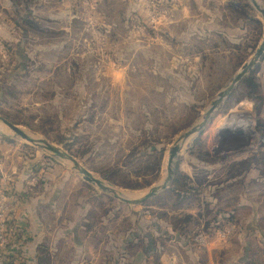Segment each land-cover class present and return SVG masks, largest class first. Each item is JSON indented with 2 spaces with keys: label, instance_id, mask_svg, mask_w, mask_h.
<instances>
[{
  "label": "rangeland",
  "instance_id": "rangeland-1",
  "mask_svg": "<svg viewBox=\"0 0 264 264\" xmlns=\"http://www.w3.org/2000/svg\"><path fill=\"white\" fill-rule=\"evenodd\" d=\"M258 12L250 0H0V92L9 82L19 90L10 91L9 102L0 99V117L10 114L38 142L64 149L129 198H142L166 177L177 137L202 120L260 46ZM263 82L264 53L209 125L184 142L175 172L189 177L198 200L177 211L176 197L166 196L175 173L165 190L129 205L0 122V201L13 207L0 235L8 245L22 239L7 223L23 205L8 201L11 190L45 205L37 216L45 264H264ZM248 107L250 139L217 145L220 120ZM58 133L63 143L53 140ZM149 151L159 158L151 173L139 164ZM110 168L141 186L129 188L100 171ZM185 213L194 222L180 231L170 217ZM34 229L29 220L24 232L36 239ZM128 237L133 246L125 245ZM8 245L0 247L6 257Z\"/></svg>",
  "mask_w": 264,
  "mask_h": 264
},
{
  "label": "water",
  "instance_id": "water-1",
  "mask_svg": "<svg viewBox=\"0 0 264 264\" xmlns=\"http://www.w3.org/2000/svg\"><path fill=\"white\" fill-rule=\"evenodd\" d=\"M256 9L264 16V9L258 5L256 0H250ZM264 53V38L257 48L253 57L241 67L240 71L230 79L228 84L224 87V89L219 92L216 99H214L210 107L206 110L202 120L194 125L191 128H188L184 133L179 135L177 139L172 144L168 159H167V166H166V177L158 183L156 186L152 187L149 192L142 198L133 199L129 198L126 194H124L120 188L115 186L114 184L110 183L109 181L97 177L92 174L88 169L82 166L76 158L70 155L62 148L54 147L51 144H44L38 142L29 132L19 128L15 124L8 122L3 117H0V122L5 124L7 128L14 133V136L20 137L22 139L27 140L28 142L34 144L38 148L43 150L49 151L53 154L63 156L65 159L69 160L73 165L74 168L83 176L84 180L90 183L91 185L100 187L105 191H111L114 198H118L120 201L129 204V205H139L146 202L149 198L156 196L160 191L165 190L168 185H170L174 173L175 167L178 160V155L181 150L182 145L186 142L189 138H191L194 134L200 133L204 130L208 125L210 120L213 117V114L218 110V108L222 105L224 101H226L229 93L233 90L235 85L240 82L242 79L245 78L246 75L251 73L254 68V65L257 63L258 59ZM254 128V121L253 115L250 111L249 107L246 109H241L235 114L228 115L225 119H221L218 126L216 127V135L218 136L217 145L230 143L229 145L233 147L234 144L230 142V140H238L234 141L235 143L245 142L250 139V135L253 132ZM235 147L237 145H234Z\"/></svg>",
  "mask_w": 264,
  "mask_h": 264
},
{
  "label": "trees",
  "instance_id": "trees-1",
  "mask_svg": "<svg viewBox=\"0 0 264 264\" xmlns=\"http://www.w3.org/2000/svg\"><path fill=\"white\" fill-rule=\"evenodd\" d=\"M25 72L23 71L22 74H24ZM10 91L11 93L13 92H19V90L16 89V85L15 84H12V83H7V86L5 87V89L0 92V99H2L3 101H7L9 102V94H10ZM11 115H6V120L10 123H16L17 121H14V120H11ZM57 123V117H54V120H53V123H52V127L51 128H55V125ZM47 134V133H46ZM49 136V135H48ZM51 138V137H50ZM56 142L58 143H63L64 142V137L63 135L61 134H57L55 137H54ZM80 140L79 137H74L73 138V142L74 143H77L78 141ZM84 144H85V149L86 150H90L92 148V145H93V141L91 139H89L88 137L86 138H82ZM148 137H146V139H144V142L145 143H148ZM67 144L66 146L68 147V149L72 150L73 152V149L71 148H75L72 146L71 143H66ZM149 148L151 149L152 146H149ZM152 150V149H151ZM71 152V151H70ZM74 153L78 154V151L77 149H75ZM102 157V155H101ZM145 158L144 159H140L139 161V164H143L146 168V166H148V171L147 173H151L152 170H154L157 166H158V163H159V158L158 156L155 154V152H151L149 151V153L144 156ZM137 164L136 166H134L133 170H135L136 173H139L141 174V168H140V165ZM115 168H110L108 169L107 171L105 169H100V171H102L103 173H110V179L114 182H118L122 185H125V186H128L129 188H138L140 187L141 185L137 183V181H126L125 178L121 177L118 173H117V170H114ZM174 182H173V185L174 187H172L173 189L172 190H169L167 193H166V196L168 197H176V200L174 201L173 200V208L175 211L181 209L182 206L185 205V203L189 202L191 199H197V188L196 187H193L191 185H189L186 181L187 178H189L186 174H184L180 169L177 168L176 172H175V176H174ZM207 206V211H209V206ZM186 207V206H185ZM243 208L241 206V208L238 210L237 207H234L232 209L229 210V213L231 215L241 211ZM186 215L183 216V217H180V215L178 216V218L176 217H170L172 218V221L173 222V225L174 226H179V230L182 231V228H184L185 226L191 224L194 222V217L192 214H188V213H185ZM173 216V215H171ZM9 222L11 221V218L8 219ZM178 221H183V222H186V223H182V226L181 224L179 225L178 224ZM9 222L8 225H9ZM177 222V223H176ZM10 230L13 231V226L10 225ZM135 236V235H133ZM16 238L19 239V236L15 235ZM129 238V239H128ZM127 240H126V243L125 245H131L133 246L132 244V240L130 237H128ZM13 259V257H12ZM243 264H254L252 261L250 262H247V260L245 259V262Z\"/></svg>",
  "mask_w": 264,
  "mask_h": 264
},
{
  "label": "crops",
  "instance_id": "crops-1",
  "mask_svg": "<svg viewBox=\"0 0 264 264\" xmlns=\"http://www.w3.org/2000/svg\"><path fill=\"white\" fill-rule=\"evenodd\" d=\"M7 195H8V201L10 202H13L15 198L18 199L20 197L19 194L14 195V192H12L11 190L8 191ZM24 199L25 200L21 199L20 201L23 203L20 209V216H18L19 212L17 211L19 208H17L15 212L17 216L14 217L12 221L9 222V225L13 226V229L16 231V233L13 231V234L19 237L22 236V239L20 238V240L17 243H14V247L10 250L11 254L8 255L7 257H9L10 261H12V257L16 256V258H14L16 260L13 261V264H45V262H47V260L45 259V255L46 253L49 254V252L47 251V249L46 251L43 250L42 238L43 236H45V234H43V229L41 228V225H39V221H37V218L39 217L38 210L40 207H44L45 205L44 203H42V199L39 198L38 199L35 198L36 200L31 201V198L28 199L27 196H24ZM24 201L27 202L28 207L26 208H24V203H25ZM29 220H30V227L32 228L33 226L35 228L34 230H37L36 235L38 236L40 235L36 239L33 238V233L32 235L28 236L26 232H24V229L27 230ZM62 225L64 224L62 223ZM40 228H41V234H40ZM60 228L61 227L59 226V228L57 229ZM65 230L66 227L62 228V232H65ZM60 234L61 233H59L58 235V239L61 238L63 245L65 246L66 236ZM13 249L16 252L14 255L12 252ZM27 250L29 251L31 256L28 255Z\"/></svg>",
  "mask_w": 264,
  "mask_h": 264
},
{
  "label": "built area",
  "instance_id": "built-area-1",
  "mask_svg": "<svg viewBox=\"0 0 264 264\" xmlns=\"http://www.w3.org/2000/svg\"><path fill=\"white\" fill-rule=\"evenodd\" d=\"M21 199H14L13 203H18L19 206H21L22 202H20ZM4 204H8L9 206H6ZM13 209L12 207V204L7 202H2L0 201V231L2 232L3 229H4V225H5V215H6V212L7 211H11ZM14 218V217H13ZM1 237V240L2 242L0 241V247H6V245H8V242L6 241V239L4 238V236L0 235ZM14 247V243H11L10 245H8V249H11ZM16 252H13V255L15 254ZM8 256V255H7ZM16 258V256H13V259L12 261H10V258L9 257H6L5 255L3 254H0V264H13V261L16 260L14 259Z\"/></svg>",
  "mask_w": 264,
  "mask_h": 264
},
{
  "label": "bare ground",
  "instance_id": "bare-ground-1",
  "mask_svg": "<svg viewBox=\"0 0 264 264\" xmlns=\"http://www.w3.org/2000/svg\"><path fill=\"white\" fill-rule=\"evenodd\" d=\"M260 7H262L263 9H264V7L263 6H260ZM259 13V12H258ZM260 89H263L264 88V82L260 85V87H259ZM204 116V115H203ZM189 140V139H188ZM131 194V193H130ZM138 194H136V195H134V196H137Z\"/></svg>",
  "mask_w": 264,
  "mask_h": 264
}]
</instances>
